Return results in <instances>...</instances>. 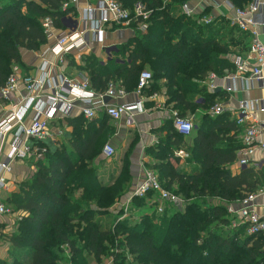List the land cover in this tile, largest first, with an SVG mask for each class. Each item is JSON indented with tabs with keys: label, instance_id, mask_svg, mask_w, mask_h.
I'll return each mask as SVG.
<instances>
[{
	"label": "trees",
	"instance_id": "16d2710c",
	"mask_svg": "<svg viewBox=\"0 0 264 264\" xmlns=\"http://www.w3.org/2000/svg\"><path fill=\"white\" fill-rule=\"evenodd\" d=\"M68 1L0 0V89L14 65L27 69L24 51L38 52L48 43L42 20L50 17L61 27L59 20L67 15L62 7ZM117 1L128 9L138 2L153 9L151 27L146 33L136 32L106 66L96 56L85 58L81 69L89 74L92 87L103 92L110 82L122 81L127 92H134L141 72L150 69L153 84L146 95L159 92L165 80L170 101L182 117L215 105L222 94H210L200 83L212 72L223 76L234 70L231 57L242 42L237 30L199 25L181 15L182 4L193 0H173L165 8L164 0ZM229 1L243 8L252 0ZM197 96L204 102L195 104ZM66 122L74 128L72 138L63 148L48 152L46 163L37 162L36 172L8 199L22 220L10 241L9 258L0 259V264H102L108 257L115 264H127L126 253L138 264H264V235H248L247 225L233 228L227 211L246 194L264 188L259 170L249 167L234 174L231 169L243 144L228 114L202 117L188 148L186 138L168 120L162 128L166 137L147 151L156 160L147 168L156 170L166 190L184 199V211L173 206L163 215L154 210L120 221V208L113 228H103L99 219L132 195L134 162L125 157L122 170L116 175L111 171L113 181L105 183L108 172L101 174L99 169L109 161L103 156V141L113 137V121L102 115L87 122L76 114ZM184 147L190 164H195L191 172L177 167L174 151ZM76 194L81 198L72 200ZM152 199V192L134 198L132 213L147 205L156 207Z\"/></svg>",
	"mask_w": 264,
	"mask_h": 264
},
{
	"label": "built area",
	"instance_id": "2783aa9c",
	"mask_svg": "<svg viewBox=\"0 0 264 264\" xmlns=\"http://www.w3.org/2000/svg\"><path fill=\"white\" fill-rule=\"evenodd\" d=\"M193 1H197V4L192 5L191 1L182 4L181 15L194 19L199 25H228L235 28L238 32L236 36H240L246 45L244 51L235 49L231 57L233 71H225L223 76L212 72L203 81L207 92L215 94L219 90L220 93L233 94L239 83L242 86L256 83L264 88V0H252L243 8L229 0H209V7L204 10L209 9L210 12L206 15L205 11L201 12L204 0ZM172 2L164 0L163 7ZM76 3L77 0H69L63 4L62 11L67 15L59 20L60 28L55 19L47 17L42 20L50 47L41 55L42 65L39 70L27 73L20 66L14 65L5 85L0 89V99L9 106L0 120V137L11 138L6 142V157L0 162V216L13 214L5 204L4 197L9 189L7 176L12 171V165L16 161L41 159L46 152L42 149L46 148L43 144L52 139V126L66 122L77 114L87 122H94L102 115L114 122L124 119L125 125L132 128L137 115L146 111V98H158L157 93L146 97V92L153 84L151 71L141 72L134 92H127L122 81H112L105 91L99 92L92 87L86 72H71L73 68L70 64V61H81L91 46L103 45L109 28L123 27L133 32L146 33L151 27L155 11L142 2L136 3L132 9L125 8L117 0H98L95 5L89 4L84 8H79ZM243 47L240 45V48ZM106 49L107 55L109 52L111 55V48ZM129 96L132 100L124 102ZM226 111L224 104L215 103L207 114L216 118ZM255 112L264 114V103L240 101L236 110L235 121L241 132L243 148L235 164L242 169L250 166L256 152L264 157V122L255 117ZM172 125L185 138L191 137L195 131L193 121L176 112L172 113ZM103 156L109 160L116 156L112 144L105 145ZM177 156L186 158L187 154L180 150ZM150 192L153 193L152 203H155L158 215H163L173 206L186 205L183 198L162 186L155 171L145 170L144 177L135 186L132 195L122 204L124 214L119 220L130 218L134 198H145ZM262 196L264 188L246 194L236 204L227 206L229 216L234 219L231 224L233 228L247 225L248 235H264V215L256 210L257 200ZM3 246L4 237L0 232V249ZM104 264H115L114 259L111 257Z\"/></svg>",
	"mask_w": 264,
	"mask_h": 264
},
{
	"label": "crops",
	"instance_id": "0c3cea01",
	"mask_svg": "<svg viewBox=\"0 0 264 264\" xmlns=\"http://www.w3.org/2000/svg\"><path fill=\"white\" fill-rule=\"evenodd\" d=\"M97 1L98 0H77L76 5L79 8H84L85 6L89 4L95 5ZM209 2H210L209 0H204V4L202 5L201 12L205 11L204 9L209 7L208 6ZM191 4L196 5L197 1H192ZM224 11H227V10L224 9ZM213 13L218 14L217 11L216 12L213 11ZM135 34L136 32H133V30L129 28H123V27L122 28H119V27L109 28L103 45L95 44L91 46V48L85 52L81 61H76V62L70 61L71 68H73L71 72L83 73V70L81 69V67L85 66L84 60L86 57H91V56H96L99 62L106 66L113 58L116 57L115 51L120 46L128 43L129 40L133 38V36H135ZM49 47L50 45L48 43L38 52H25V51L23 52V60L27 68V69H24L25 72L28 71L29 73L30 72L35 73L39 70V68L42 65L41 55L46 53ZM106 48H111V52H112L111 55H109L110 52L108 54L109 56L107 55L108 52ZM236 49H240L241 51H244L245 47L243 48L236 47ZM48 56L50 55L48 54ZM85 75L89 77V74L87 72L85 73ZM165 82L166 81L164 80L162 89L159 92H155L157 93L158 98H155V99L146 98L145 100L146 111L143 114L137 115V117L135 118L134 127L128 128L124 123V119H122L119 122L113 121V124L116 125L117 130L114 133L113 137L110 139L112 143L110 142L108 143L112 144L114 148L116 149V144L118 143V141H120L122 142L124 148L130 149L131 147L132 148L134 147L137 150L138 155H134L135 163H133V166H132V177H133V183H134L133 188H135V186L139 184L141 179L144 177V172L145 170H148L147 168L148 165L156 162V160H154L153 158L147 155V151L150 148L159 146L160 141L166 137L167 133L166 131H162V128L164 127L166 122H168V120L172 121V113L176 112L180 116H182L180 110L176 108L173 102L170 101V97L167 94V89L164 86ZM200 84L202 87L204 86L203 82ZM152 94H154V92ZM216 94L218 95L222 94L221 97L216 100V103H222L225 105L227 109L225 115L228 114L232 120L236 119V115H237L236 110L238 109V105L240 101H249V102L258 101V102L264 103V88L261 87V84H256V83L254 85L246 84L244 86H242V84L239 83L236 88V91L233 94H224L220 92ZM146 97H149V96L146 95ZM131 100L132 98L131 96H129L123 101L129 102ZM201 100L204 102L203 98H200L199 96H197L194 98L193 102L197 104V103H200ZM8 108L9 106L2 99H0V120L4 117L5 113L8 111ZM208 110L209 109H204L203 107H200L197 110H195L193 113L187 112L185 118L193 121L194 125H197L198 117L201 119L205 115H208L207 114ZM255 117L261 122H264V114L255 112ZM100 118L101 117H99V119ZM73 130L74 128L71 125H68L67 122L66 123L62 122L58 125H54L51 128L52 139H48L43 145H46L47 147H52L54 146V144L61 143L62 141H69L72 138ZM194 136H195V133H193L191 137L186 138L187 148L192 144V140ZM10 139L11 138L5 139V138L0 137V162H2L6 157V154L8 152V146L6 142L10 141ZM186 147H184L183 149H178L174 151L175 158L179 159L178 163L174 159L172 160L177 163V167L185 168L188 171L189 167L192 170L193 165L190 164L189 159H191V156L189 153H187ZM48 149L51 150V152H55L56 150H58V148H55V149L48 148ZM180 150H184L186 152L187 154L186 158L177 156V153ZM239 152L237 153V157L239 155ZM135 154H136V151H135ZM31 161L32 159L27 162L16 161L12 165V171L7 176L9 180V189L4 194L5 201H6L7 194L9 195L11 194L10 196H12L13 194H18L20 192V184L24 180H27L29 175L32 174L33 169L35 168L34 166L33 167L31 166L33 163ZM252 161L253 162L250 164L249 167H253L256 170H259L260 172L264 174V157L262 156V154L260 152H256ZM231 169L234 174H238L243 170L242 168L238 167L235 163L231 166ZM119 171L120 170H118L117 173L112 171L111 173H114L116 175L119 173ZM109 174L110 172H108L106 175V178H104L105 183H110V180L112 179V177ZM126 200L127 199H124L121 202L117 203L115 207L117 212L118 210H120L122 204H124ZM256 204H257L256 206L257 212L261 215H264V196L260 197L257 200ZM237 208L238 206H236V209ZM7 217L9 216H0V224L4 223ZM1 250L2 249H0V252ZM5 255H7V252ZM107 260L108 258L103 260L102 264H104ZM91 264H97V263L92 261Z\"/></svg>",
	"mask_w": 264,
	"mask_h": 264
},
{
	"label": "rangeland",
	"instance_id": "374dc122",
	"mask_svg": "<svg viewBox=\"0 0 264 264\" xmlns=\"http://www.w3.org/2000/svg\"><path fill=\"white\" fill-rule=\"evenodd\" d=\"M236 37H234V38L236 39ZM241 45H243L244 47L246 46V45H244L243 42H241ZM28 61H29V59H28ZM145 70L151 71L150 69H145ZM74 73H76V72H74ZM200 121H201V119L198 117V119H197V125H199ZM112 128L116 132L117 127H116L115 124H112ZM108 142L112 143L110 141V139H106V140L103 141V145L105 146V144L108 143ZM65 143H67V141H62L61 143L54 144V146H52V147H47L46 145H43L44 147H46V148H42L43 150H46V152L43 154V157L41 159L38 158V160L36 158H32V161L31 162H33V163H32V165L31 164H29V165H31L32 167L34 166V168H35L36 167L35 164L37 162H39V161H41L43 163H46L47 154H48V152L51 153V150H49L48 148H53V149H55V148H63V145H66ZM133 148L131 149V152H130V149L129 148H127V149L124 148L122 142L118 141V143L116 144V152H117L116 153V156L111 161H108V162L106 161V163L103 165V167L99 169V171L102 172L101 174H104L106 172H111V171H114L115 173H117L118 170H122L123 162L125 160V157H128L129 160H130V162L133 161L135 163V161H134L135 159H134V156H133L134 154H132ZM134 151H136V154L135 155H138L137 154V150L134 149ZM189 160L191 162V159H189ZM194 167L195 166L193 165L192 168H194ZM188 169H189L188 171L191 172V168L189 167ZM34 172H36V168L33 169L32 174ZM31 175H29V177ZM111 181H113V179H111L110 182ZM10 195L9 194L6 195L5 204L7 205L8 208H10L13 211V214L8 215L9 217H7V219L5 220V222L2 223V224H0V232L2 233V236L4 237V246H3V248H2V250L0 252L1 253L0 259H7V258H9L8 253H9V249L11 247V242L10 241L13 238V236H15V228H16V226L22 220V218L20 217V215L19 216L16 215L18 213L15 211L14 207L7 203L8 202V199L7 198H9V200L11 199V196ZM76 195L77 196H73L72 197V200H74L75 198H78V197L81 198L80 194H79V196H78V194H76ZM210 204L211 203H209L208 205H210ZM116 205H117V203H116ZM116 205H114L110 209V215L101 217L99 219L101 221V223H102V227H105V228H113L114 227V224L113 223H114L115 219L117 217L119 218V215L117 214V211H116V208H115ZM180 207L181 208H178V209H180L181 211H184L186 205L180 206ZM154 210H155V206L147 205V206H145L143 208L137 209L136 212L131 213L130 216H132L135 219H139L140 216H143V215H146V214H151ZM120 218H122V217H120ZM109 249H110V247H109ZM111 250H113V249H111ZM6 252H7V255H5ZM116 252H117V250L115 251V249H114V253H116ZM126 257H127L126 258L127 264H138V262L136 260H134V258L131 257L130 255H128L127 253H126ZM109 258H111V257H108V259ZM70 263L69 262L67 263V262L64 261L62 264H70Z\"/></svg>",
	"mask_w": 264,
	"mask_h": 264
},
{
	"label": "water",
	"instance_id": "95a60500",
	"mask_svg": "<svg viewBox=\"0 0 264 264\" xmlns=\"http://www.w3.org/2000/svg\"><path fill=\"white\" fill-rule=\"evenodd\" d=\"M219 92V90L217 91V93Z\"/></svg>",
	"mask_w": 264,
	"mask_h": 264
}]
</instances>
